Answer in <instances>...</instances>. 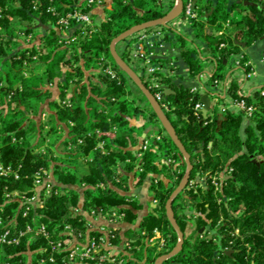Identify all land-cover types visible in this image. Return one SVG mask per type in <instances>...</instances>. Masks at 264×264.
<instances>
[{
    "label": "trees",
    "instance_id": "1",
    "mask_svg": "<svg viewBox=\"0 0 264 264\" xmlns=\"http://www.w3.org/2000/svg\"><path fill=\"white\" fill-rule=\"evenodd\" d=\"M34 1L0 0V162L20 175L19 179L0 176V210H4V217H16L21 228L27 222L35 228L46 224L51 236H28L19 245L0 246V264H66L69 251H53L50 241L72 238L86 243L99 235L77 213L80 194L67 188L69 185L89 186L84 191L83 210L117 211L125 214L126 221L135 222V211L141 205L118 192L127 191L129 174L134 186L149 183L161 211L143 218L139 231L126 233L131 240L125 247L128 254L122 256L121 252L120 256L124 264H155L179 243L166 205L186 176L188 165L151 104L117 66L111 44L132 27L166 16L175 0L167 9L161 0H112L106 19L77 30L74 39L57 33L58 16L47 12L49 3L39 2L34 9ZM246 1L257 5H245ZM86 2L54 0L51 4L64 15ZM95 6L86 11L91 13ZM194 12L196 17L189 24L195 40L170 26L160 27L175 35L191 77L204 74L210 62L214 69L209 83L220 85L228 80L233 57L243 52L237 42L250 46L264 38V0L199 1ZM39 22L51 28L42 34ZM131 51L129 44L120 56L131 60ZM156 61L161 65L156 73L159 88L140 76L154 95L162 92L159 102L193 165L188 185L172 203L185 235L183 249L164 264H264V95L260 91L240 95V85L231 81L229 96L254 108L248 123L244 124L243 112L226 108L225 98L212 93H208L211 108L204 119L202 110L196 113L195 109L197 104L203 106V95L176 84L170 74L173 68ZM247 61L244 54L241 68L246 74L251 71L250 66H244ZM108 68L115 76L106 72ZM53 87L57 88V98ZM166 89L174 93L165 94ZM219 103L224 108H219ZM139 118L146 121L142 128L132 124ZM149 126L159 130L154 139L147 138L150 141L144 150L147 139L141 147L140 135ZM59 139L61 144L69 139L74 147L67 153L59 152L55 146ZM101 142L104 151L98 148ZM80 158L88 160L89 174L74 171ZM42 169L53 170V190L58 194H43L44 207H36L23 218L24 205L6 195L19 192L33 196L37 173ZM221 173L226 176L217 189L214 179ZM191 221L195 225L188 233ZM67 225L73 234H65ZM202 228L205 231L195 237ZM155 231L161 233L164 245L149 243ZM115 232L114 243L119 245L121 238Z\"/></svg>",
    "mask_w": 264,
    "mask_h": 264
},
{
    "label": "built area",
    "instance_id": "2",
    "mask_svg": "<svg viewBox=\"0 0 264 264\" xmlns=\"http://www.w3.org/2000/svg\"><path fill=\"white\" fill-rule=\"evenodd\" d=\"M49 3L47 8V12L51 13L55 16H58L56 25L60 30H71L75 27L77 30L82 27H90L93 26L92 18L89 12L86 11V8H92L94 5H101L103 3L102 0H87L85 6H81L75 10L69 11L64 15H61L55 6L51 3L54 0H36L34 1V9H37L39 2ZM194 1L187 0V3L184 6L183 14L180 18H182L183 22L190 23L195 17L196 14L194 12ZM74 27V28H73ZM174 31H179V28H172ZM167 33L163 30V28L154 27L148 30L141 31L139 33L134 34L133 36L126 39V45H131V60L132 62H139V70L141 72L142 78L151 83V86L159 88L160 83L159 78L156 76L157 72H160L161 65L156 61L158 60V54L156 52V47H162L164 42H166ZM66 39H74V37L66 38ZM180 52V47H179ZM241 58L238 55L233 57L232 65L235 68H241ZM245 67H248L249 64L246 62ZM242 72L244 70L241 68ZM106 72L112 76H115L114 72L108 68ZM212 72L209 73V77ZM245 73V72H244ZM246 74V73H245ZM249 75V73L247 74ZM229 88L230 83L225 82L219 85V83L212 85V94H218L220 97L229 96ZM192 91H199L198 89H192ZM260 91L262 95H264V89H258L255 92ZM254 92V93H255ZM240 95L241 91H239ZM155 97L158 101L162 97V92L159 91ZM65 104L69 103L65 101ZM234 107L236 112H243L247 118H249L254 111L252 106H247L245 100H240L234 102ZM168 109L167 106H165ZM196 113L200 110H203V106L201 104H197ZM157 140H161V136L157 137ZM148 143H145L143 148L144 150L148 149ZM142 156V154H139ZM13 175L16 179L20 178V175L17 171H15L11 166H5L0 162V176L8 177ZM37 180L35 183L36 193L31 197L21 196L19 192H15L11 195L8 193L6 195L7 198L18 201L23 204L25 207L23 212V218H27L30 212L36 207H44V203L42 201V195L50 196L53 193L58 194V191H54V182L51 171L48 170H40L37 173ZM214 185L217 189L221 188V181L217 178L214 179ZM4 210H0V246H12L19 245L25 238L28 236L35 237H45L50 239V232L46 224L42 223L37 228H35L31 223L27 222L26 225L21 228L18 225L17 218H10L3 216ZM97 214L96 211L93 210V215ZM100 215L107 217L110 220H115L114 218L122 217L123 215H119L117 212L113 213H103L99 211ZM114 228L103 229L101 232H98V236H91L86 243L74 242V239L67 238L64 240H52L50 241L51 247L53 251H69L68 262L66 264H80L84 262H94L97 264H124L125 261L122 257L117 253L115 249V240L117 239V234ZM74 230L70 225L65 226V234H73ZM238 232V231H237ZM164 245V241L162 242ZM54 260V257L51 258V261ZM44 262V261H42Z\"/></svg>",
    "mask_w": 264,
    "mask_h": 264
},
{
    "label": "crops",
    "instance_id": "3",
    "mask_svg": "<svg viewBox=\"0 0 264 264\" xmlns=\"http://www.w3.org/2000/svg\"><path fill=\"white\" fill-rule=\"evenodd\" d=\"M103 3L101 5H96L90 15H93L92 22L93 25H97L102 23L106 19V10L110 7L112 0H102ZM172 0H161V4L164 5L165 9L168 8L170 2ZM194 2H204L206 0H193ZM177 22V21H176ZM179 22V21H178ZM39 26H42L40 28L41 33L45 34L48 28H51V25H41V23H38ZM171 28H179L180 33L186 35L192 40H195V37L193 36L192 28L190 27L189 23L183 22L181 20V23L175 24H169ZM74 28V27H73ZM77 28L71 30H60L58 27H56L57 33L63 37V38H70L74 37L75 33L77 32ZM168 39H166V42H164L162 47H156V52L159 53L158 60L162 61L164 63L165 67H171L173 68V71L170 72L171 77L173 78L174 82L176 84L184 85L187 88L191 89H198L199 92L203 96H207L210 100L208 93H212V85L209 83V73L213 71L214 65L213 63L208 62L207 67L205 70V73L202 74L199 77H191L189 75V70L183 59L181 58L180 52H179V46L177 45L175 35L173 33L168 34ZM31 36L27 39V42L30 41ZM200 46H203L201 42H198ZM119 44V43H118ZM117 44V48H118ZM124 48V46H123ZM118 50V49H117ZM119 53V51H118ZM246 55L248 57L247 63L251 67V71L249 75L245 74L242 71H237V69L232 68L227 82L236 81L240 85V91L241 94L250 96L253 95L254 92L258 89H264V38L260 39L257 42H254L250 46H247V49L243 48V52L238 55V57H242L243 55ZM38 67V66H37ZM64 79H61V81ZM52 88V87H51ZM53 94L54 98L58 97V91L56 87H53ZM171 91L170 89H166L165 92ZM222 98H225V106L226 108L230 109L233 112H236V109L234 107V100L231 96H223ZM221 108H224V106H221ZM45 117V115H44ZM249 118L245 116L244 124L248 123ZM132 124L134 126H137L139 128H142L146 121L142 118L135 119L132 121ZM116 130V129H115ZM158 127H147L144 132L140 135L141 140L139 145L142 147L144 139L151 138L154 139L156 133L158 131ZM65 137V135H63ZM158 137V136H157ZM156 137V139H157ZM64 140V139H62ZM69 139H67V142L60 143V139L58 142V145H55L59 152L67 153L70 151L71 148L74 147V144H72ZM150 141V140H149ZM148 139L145 141V143L149 144ZM144 143V144H145ZM104 143L101 142L98 144V148L100 150L104 151ZM144 146V145H143ZM137 148L133 149V151H136ZM170 163V161H168ZM74 171L79 175H85L90 173V167L88 160L85 158H80L78 160V165L74 166ZM53 182H55L53 170H51ZM127 174V173H126ZM226 176V173H221L219 175V181L222 180ZM102 184V183H101ZM99 185V184H98ZM97 185V186H98ZM103 187V184L100 185ZM64 187V186H63ZM89 186L84 184H75V185H69L67 188L71 190H75L80 194V202L78 205L77 213L81 214L89 228L91 230H94L96 232H101L103 229L108 228H114L116 231H118V235L121 238V243L119 245H116L115 249L117 250V253L120 255L121 252L127 255L128 252L125 251V247L129 245L130 238L127 236V232L129 230H135L139 231L141 228V222L143 218L147 217L150 214H157L159 211H161V208L159 207V203L154 199V197L150 194L149 191V183L144 184L142 186H134L133 185V176L129 174V182H128V189L126 192H123L122 190L118 189V192L122 194H126L127 196L132 197L134 200L138 201V203L141 205V209L138 211H135L138 215V219L135 222H128L126 221L125 214L118 213L119 215H123L122 217L114 218L115 220H110L105 216H102L98 214L93 215V211H85L83 210L84 206V191ZM109 187L115 188L113 183H109ZM195 222L192 224H189L188 227V233L192 230L194 227ZM75 240L74 242H76ZM162 235L159 231H155V235L149 240V243L155 244L157 242H160L162 245L163 242ZM88 262L80 263V264H87ZM89 264H97V263H89Z\"/></svg>",
    "mask_w": 264,
    "mask_h": 264
},
{
    "label": "water",
    "instance_id": "4",
    "mask_svg": "<svg viewBox=\"0 0 264 264\" xmlns=\"http://www.w3.org/2000/svg\"><path fill=\"white\" fill-rule=\"evenodd\" d=\"M194 3H196V1ZM245 5L256 6L257 3L246 1ZM184 6H185L184 0H175L174 8L166 16L159 18V19L144 22V23H141L139 25L132 27L128 31L124 32L123 34H121L120 36L115 38L111 44V54H112V56H113V58L117 64V66L129 76V78L132 80V82L138 87V89L141 91V93L145 96V98L151 104V107L154 110V112L156 113L162 127L164 128V130L166 131L168 136L172 139L174 144L178 147L179 151L182 153V155H183V157H184V159L188 165L186 176L181 181L180 185L176 188V190L173 192V194L171 195V197H170V199L166 205L167 216H168L171 224L173 225V227L175 228V230L177 231V233L179 235V243H178L177 247L172 252H170L169 254L161 256L155 264H164L167 260H170L171 258L177 256L183 249L185 235L182 232V230H181V228L177 222V219L175 218V215H174L173 210H172V203L175 200V198L188 185L189 180H190V175H191V172L193 169V165L191 163V155L189 154L185 145L183 144V142L181 141V139L177 135L176 131L172 127L171 123L169 122L160 102L155 97V95L152 93L150 88L145 84V82L143 81L141 76L120 56V54L118 53V50H117V44L122 42V41H125L129 37L133 36L136 33L141 32V31L148 30V29L154 28V27H159V26H161V27L169 26L170 23L176 21L178 18H180L182 16L183 11H184ZM211 13H209L206 17L211 15ZM237 44L240 45L242 48L247 49L246 43L237 42ZM171 93H174V92L173 91L165 92V94H171ZM201 100L203 102L202 114H203L204 119H206L208 117V113H209L210 108H211V100L207 96H202ZM204 231H205V228H202L195 235V237H197L198 235H200ZM210 238H212V236H210ZM228 253L232 254L231 251H229Z\"/></svg>",
    "mask_w": 264,
    "mask_h": 264
},
{
    "label": "rangeland",
    "instance_id": "5",
    "mask_svg": "<svg viewBox=\"0 0 264 264\" xmlns=\"http://www.w3.org/2000/svg\"><path fill=\"white\" fill-rule=\"evenodd\" d=\"M186 2H187V0H185ZM85 5H86V3H85ZM181 20H182V18H178L176 21H174V22H172V23H170V24H175V25H177L178 23H181ZM179 21V22H178ZM183 21V20H182ZM98 25V24H97ZM156 28V27H155ZM159 28H160V26H159ZM124 45H126V41H122V42H120L119 43V45H118V51H119V54H122V52H123V46ZM134 70H136V72L139 74V75H141V72H140V70H139V65H140V63L137 61H135V62H132V60H127L126 61ZM231 68H234V69H237V71H242L241 69H239V68H235V66L234 65H231ZM218 106H219V108H221V106H222V104L221 103H219L218 104ZM238 113V112H237ZM33 143L35 142V140H34V138L32 137V140H31ZM35 152H41L40 150H36ZM45 152V151H44ZM12 194H14V193H11V195ZM14 195H16V194H14ZM190 223H194V221H191Z\"/></svg>",
    "mask_w": 264,
    "mask_h": 264
}]
</instances>
